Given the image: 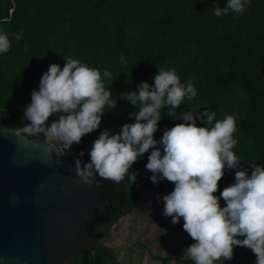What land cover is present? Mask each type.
Masks as SVG:
<instances>
[{"label":"trees","instance_id":"trees-1","mask_svg":"<svg viewBox=\"0 0 264 264\" xmlns=\"http://www.w3.org/2000/svg\"><path fill=\"white\" fill-rule=\"evenodd\" d=\"M28 2L0 0V20H4L0 27L10 34L23 31L20 40L10 35V50L0 54V128L16 132L30 123L24 120V112L33 89H38L51 64L64 66V56L97 67L102 75L108 69L111 76L104 77V82L118 99L116 107L103 116L99 129L74 143L71 152L60 151L63 159L75 161L72 153L79 155L83 149L81 159L87 161L101 130L118 132L124 123L135 122L129 116L135 106L120 94L137 90L141 81L154 84L158 67L175 68L182 82L195 84L197 96L182 102L176 120L165 109L154 137L159 140L165 127L182 123L181 111L208 109L217 113V119L236 113L234 136L239 143L233 150L249 171L251 163L264 164V0H252L243 15L221 17L210 6L218 2L223 7L225 0H53L35 16L26 13ZM53 119L58 117L53 114L48 123ZM197 123L206 126L199 119ZM150 151L129 170L138 171L135 183L127 176L115 182L97 175L92 181L109 208L104 217L86 226L98 244L93 251L86 250L63 264H121L102 242L108 239L106 230L136 207V183L160 196L174 188V182L167 179L158 184L151 181L153 173L145 167ZM234 180L235 172L225 169L214 194L219 196ZM220 204L224 207L226 201L221 198ZM183 223L181 218L175 235L187 248L195 241ZM256 259L247 246H234V258L227 264H255Z\"/></svg>","mask_w":264,"mask_h":264},{"label":"clouds","instance_id":"clouds-1","mask_svg":"<svg viewBox=\"0 0 264 264\" xmlns=\"http://www.w3.org/2000/svg\"><path fill=\"white\" fill-rule=\"evenodd\" d=\"M251 3L225 0L223 7L218 2L210 7L216 17L239 16ZM10 35L20 40L23 31L10 34L0 27V54L10 50ZM64 58V66L51 64L38 89H33L24 112V120L30 123H24L22 131L27 136H43L54 142L57 151L68 153L85 134L100 128L103 116L116 107L118 99L105 86L104 77L111 76L110 70L104 69L102 75L97 67L70 55ZM158 69L154 84L141 81L137 90L120 94L135 106L136 111L129 114L135 122L124 123L118 132L101 130L87 161L81 159L83 149L79 155L72 153L77 174L88 183L98 175L115 182L127 176L133 184L138 171L129 170L151 149L145 165L153 173L151 181L174 182L172 191L157 196L164 201L163 214L173 224L183 218V228L195 241L184 250L183 258L194 264H224L234 258V246H247L257 257L255 264H264V164L251 163L249 171L233 150L239 143L234 136L237 114L217 119V113L208 109L181 111L179 120L183 122L165 127L157 140L154 134L164 110L176 120L182 102L197 96L195 84L182 82L175 68ZM53 114L58 119L48 123ZM198 119L206 126H198ZM226 168L236 170L235 180L215 195ZM221 198L226 201L224 207Z\"/></svg>","mask_w":264,"mask_h":264},{"label":"water","instance_id":"water-1","mask_svg":"<svg viewBox=\"0 0 264 264\" xmlns=\"http://www.w3.org/2000/svg\"><path fill=\"white\" fill-rule=\"evenodd\" d=\"M108 211L48 140L0 128V264H63L93 251L86 226Z\"/></svg>","mask_w":264,"mask_h":264},{"label":"rangeland","instance_id":"rangeland-1","mask_svg":"<svg viewBox=\"0 0 264 264\" xmlns=\"http://www.w3.org/2000/svg\"><path fill=\"white\" fill-rule=\"evenodd\" d=\"M49 2L53 0H29L26 13L38 15L39 9ZM3 21L1 19L0 23ZM16 132L25 134L22 130ZM49 142L54 145V142ZM226 170L231 174L235 172L234 169ZM136 186L139 189L136 207L106 230L108 239L102 243L113 250L121 264H164L161 260L165 259H171L167 264L190 261V258H183L186 248L175 235L177 223L173 224L171 217L163 214L164 201L157 200L159 194L142 188L139 183ZM227 263L228 260H225L224 264ZM65 264L73 263L69 261Z\"/></svg>","mask_w":264,"mask_h":264}]
</instances>
